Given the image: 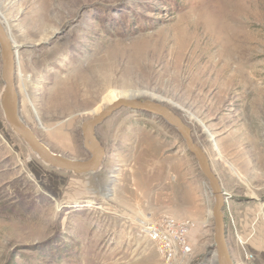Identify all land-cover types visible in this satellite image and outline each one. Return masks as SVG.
<instances>
[{
  "label": "rangeland",
  "instance_id": "rangeland-1",
  "mask_svg": "<svg viewBox=\"0 0 264 264\" xmlns=\"http://www.w3.org/2000/svg\"><path fill=\"white\" fill-rule=\"evenodd\" d=\"M0 20L46 147L86 160L80 125L109 102L168 106L219 180L233 261L264 264V0H0ZM95 134L98 170L54 169L0 107V264H214V199L177 130L121 108ZM165 216L189 221L170 263L140 234Z\"/></svg>",
  "mask_w": 264,
  "mask_h": 264
},
{
  "label": "water",
  "instance_id": "water-1",
  "mask_svg": "<svg viewBox=\"0 0 264 264\" xmlns=\"http://www.w3.org/2000/svg\"><path fill=\"white\" fill-rule=\"evenodd\" d=\"M14 50H16V47L12 46L11 37L2 20H0V78L3 83L0 92V107L5 122L8 123L14 133L22 138L41 162L54 169L72 171L75 174L95 172L98 170L97 168L105 155V150L95 134V127L97 125L121 108L143 111L161 118L177 130L186 150L193 155L198 168L209 184L214 199L211 209L213 219V248L215 249L214 264H235L226 242L225 216L223 212L225 197L219 180L210 166L206 153L194 141L190 127L176 113L169 109L168 106L162 103L159 104L154 100L118 97L97 114L86 118L80 125L82 146L89 154L88 158L86 160L66 158L52 152L46 147L19 116L18 94L14 81L16 66Z\"/></svg>",
  "mask_w": 264,
  "mask_h": 264
},
{
  "label": "built area",
  "instance_id": "built-area-1",
  "mask_svg": "<svg viewBox=\"0 0 264 264\" xmlns=\"http://www.w3.org/2000/svg\"><path fill=\"white\" fill-rule=\"evenodd\" d=\"M189 221L175 220L169 216L158 222L142 225L140 234L155 244L165 262H172L177 255H187L190 247L186 239Z\"/></svg>",
  "mask_w": 264,
  "mask_h": 264
},
{
  "label": "bare ground",
  "instance_id": "bare-ground-1",
  "mask_svg": "<svg viewBox=\"0 0 264 264\" xmlns=\"http://www.w3.org/2000/svg\"><path fill=\"white\" fill-rule=\"evenodd\" d=\"M11 43H12V41H11ZM12 46H13V44H12ZM16 91H17V90H16ZM17 94H18V93H17ZM120 97L136 98V97H134V96H120ZM111 102H112V101H111ZM111 102H109L108 104H110ZM108 104H107V105H108ZM159 104H160V103H159ZM107 105H106V106H107ZM104 108H105V107H104ZM18 109H19V108H18ZM101 110H102V109H101ZM101 110H100V111H101ZM100 111H98V112H100ZM95 114H97V113H95ZM93 115H94V114H93ZM93 115H92V116H93ZM92 116H91V117H92ZM101 163H102V162H101ZM101 163H100V165L98 166V168L101 166ZM98 168H97V169H98ZM224 197H225V196H224ZM224 206H225V198H224L223 207H224Z\"/></svg>",
  "mask_w": 264,
  "mask_h": 264
}]
</instances>
